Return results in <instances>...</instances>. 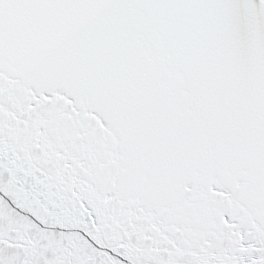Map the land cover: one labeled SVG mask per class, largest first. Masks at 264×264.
<instances>
[{
  "label": "snow or ice",
  "instance_id": "1",
  "mask_svg": "<svg viewBox=\"0 0 264 264\" xmlns=\"http://www.w3.org/2000/svg\"><path fill=\"white\" fill-rule=\"evenodd\" d=\"M0 264H264V0H0Z\"/></svg>",
  "mask_w": 264,
  "mask_h": 264
}]
</instances>
